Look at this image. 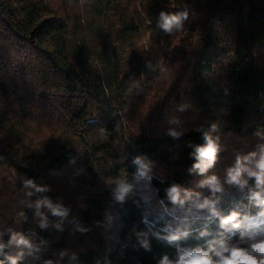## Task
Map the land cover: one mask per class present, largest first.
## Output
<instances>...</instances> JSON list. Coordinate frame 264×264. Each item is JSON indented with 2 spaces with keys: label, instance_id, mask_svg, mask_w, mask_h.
<instances>
[{
  "label": "trees",
  "instance_id": "trees-1",
  "mask_svg": "<svg viewBox=\"0 0 264 264\" xmlns=\"http://www.w3.org/2000/svg\"><path fill=\"white\" fill-rule=\"evenodd\" d=\"M162 11H187L183 29L165 35ZM205 132L264 145V0H0V242L33 244L6 246L4 264L21 251L18 264H158L176 258L167 227L189 233L181 247L227 238L204 199L222 215L258 209L227 176L193 189L189 144ZM137 157L166 174H139ZM46 197L67 215L37 209Z\"/></svg>",
  "mask_w": 264,
  "mask_h": 264
},
{
  "label": "clouds",
  "instance_id": "clouds-1",
  "mask_svg": "<svg viewBox=\"0 0 264 264\" xmlns=\"http://www.w3.org/2000/svg\"><path fill=\"white\" fill-rule=\"evenodd\" d=\"M187 19V11L175 13L162 11L159 14L156 26L165 35H171L182 30ZM169 134L173 137L180 135L175 131H171ZM202 139L203 144H189V147L193 149L189 155L195 161L190 171H198L200 175L208 173L215 166L218 153L221 150L218 143L219 138L214 139L205 132ZM134 163L140 164L142 169L146 167L139 157L134 160ZM140 174L143 175L144 172L141 171ZM226 181L228 184L236 185L240 189L248 188L247 199L258 211L254 214H242L240 211L232 210L228 214L222 215L215 208L214 201L204 199L203 203L198 206L210 209L213 216L218 217L219 228L222 233L228 234L227 238L210 240L207 247H181L179 242L187 238L189 233L167 227L164 229L167 235L163 239L169 245L176 246V258L171 259L167 254H164L158 264H264V145H260L256 151L243 155L237 154L233 165L227 169ZM250 181H253L251 185ZM24 186L35 188L37 192L47 191L46 187L38 186L32 179H26ZM200 186L208 187L213 192L220 191L221 188L220 181L214 174L203 179ZM128 190V185L118 182L116 198L123 201ZM167 195L174 203L179 202L180 204H183L187 198V196L182 198L181 188L175 184L167 190ZM41 204L46 205L54 216L67 215L68 210L66 208L60 204L54 205L47 197L37 202V209L40 208ZM37 214L43 215L39 211ZM40 226L44 228L46 224L42 223ZM199 235L204 237L209 233L205 230L201 231ZM233 238H237L235 242H232ZM140 242L143 247L149 248L146 239H142ZM11 245L29 250L33 248V244L28 238L22 234L12 232L8 245L0 242V254L4 253L6 246ZM23 255L24 253L21 251L17 256L5 255V259L9 260L11 264H18V260ZM0 264H4V261L0 260Z\"/></svg>",
  "mask_w": 264,
  "mask_h": 264
},
{
  "label": "rangeland",
  "instance_id": "rangeland-1",
  "mask_svg": "<svg viewBox=\"0 0 264 264\" xmlns=\"http://www.w3.org/2000/svg\"><path fill=\"white\" fill-rule=\"evenodd\" d=\"M171 82H174L173 75L171 76ZM171 82L169 81V86H171ZM160 104L163 103L160 101ZM216 138H219L218 143L220 144L221 149L218 153L216 164L212 169L209 170L208 173L204 175H198L195 181V188H193L195 191L200 190V188H202L200 186V182L205 179L208 175L214 174L218 177L219 180L227 176V169L233 165L236 155H243L248 153V150H245L249 148L250 142H248V140L239 138L231 134H218L214 137V139ZM141 162L146 167L142 169L141 165L139 164V174L141 173V171L144 172V175H150L153 173L165 175L167 172L165 166L161 164L152 163L148 159H143ZM146 194L151 204L159 207L160 209L164 208L163 202L157 198L154 191L149 186H146Z\"/></svg>",
  "mask_w": 264,
  "mask_h": 264
}]
</instances>
